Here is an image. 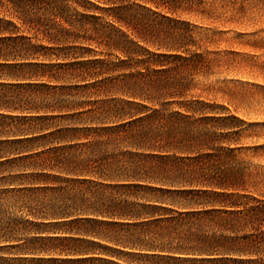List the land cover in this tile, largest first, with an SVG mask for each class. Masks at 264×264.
I'll return each mask as SVG.
<instances>
[{"label": "trees", "instance_id": "obj_1", "mask_svg": "<svg viewBox=\"0 0 264 264\" xmlns=\"http://www.w3.org/2000/svg\"><path fill=\"white\" fill-rule=\"evenodd\" d=\"M189 14L211 17L0 0V264H264V172L243 158L264 146L192 94L213 60Z\"/></svg>", "mask_w": 264, "mask_h": 264}, {"label": "rangeland", "instance_id": "obj_2", "mask_svg": "<svg viewBox=\"0 0 264 264\" xmlns=\"http://www.w3.org/2000/svg\"><path fill=\"white\" fill-rule=\"evenodd\" d=\"M204 1L211 17L182 15L200 39L208 38L200 52L213 60L209 74L196 77L192 94L243 122L244 147L264 146V0ZM244 153L264 172V148Z\"/></svg>", "mask_w": 264, "mask_h": 264}]
</instances>
